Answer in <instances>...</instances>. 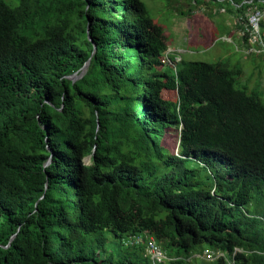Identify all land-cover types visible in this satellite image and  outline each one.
Here are the masks:
<instances>
[{"label": "trees", "instance_id": "obj_1", "mask_svg": "<svg viewBox=\"0 0 264 264\" xmlns=\"http://www.w3.org/2000/svg\"><path fill=\"white\" fill-rule=\"evenodd\" d=\"M168 49L143 0H0V264H264V102Z\"/></svg>", "mask_w": 264, "mask_h": 264}, {"label": "rangeland", "instance_id": "obj_2", "mask_svg": "<svg viewBox=\"0 0 264 264\" xmlns=\"http://www.w3.org/2000/svg\"><path fill=\"white\" fill-rule=\"evenodd\" d=\"M143 1L151 17L163 27L168 37L167 56L174 54L177 62L184 59L241 70L240 87L264 102V15L259 25L252 22L260 10L253 7L249 13L237 11L231 1L216 4L209 0L200 10L192 8L190 0ZM260 9L263 13L264 8ZM192 10V17L184 15ZM245 32L249 37L244 38ZM260 32L262 38L257 42L255 37H259ZM165 95L169 99L176 97L172 91H165ZM169 146L174 148L172 143ZM128 239L131 237L123 240L126 242ZM123 240L113 239L109 244L110 253L116 255ZM194 261L195 264H216L200 255H196Z\"/></svg>", "mask_w": 264, "mask_h": 264}, {"label": "built area", "instance_id": "obj_3", "mask_svg": "<svg viewBox=\"0 0 264 264\" xmlns=\"http://www.w3.org/2000/svg\"><path fill=\"white\" fill-rule=\"evenodd\" d=\"M263 15H264V12L262 13L261 11H259L255 16H253L252 22L259 25V23L262 20ZM255 38H256V41L259 42V40L261 39V32H260V36L255 37ZM144 240H145L144 237L131 238V239H128L124 243L126 245H135L136 243H141ZM146 240H147V252L150 255L154 263L162 264L165 260H167L166 254L163 252V250L157 245V243L153 239L146 238ZM208 257L210 259H213L212 256H208Z\"/></svg>", "mask_w": 264, "mask_h": 264}, {"label": "water", "instance_id": "obj_4", "mask_svg": "<svg viewBox=\"0 0 264 264\" xmlns=\"http://www.w3.org/2000/svg\"><path fill=\"white\" fill-rule=\"evenodd\" d=\"M88 33H89V30H88ZM89 40H90L91 42H93L90 36H89ZM95 50H96V45H95ZM90 63H91V59L85 64V66H84L79 72H76L75 74H73V75L70 76L69 78H70L71 80H73V81H77V80L83 78V77L85 76V74L87 73V71H88V68H89V66H90ZM49 164H50V161L46 164V166H48ZM42 199H44V196L40 199V201H41ZM16 236H17V235H14L11 241H13L14 238H16Z\"/></svg>", "mask_w": 264, "mask_h": 264}]
</instances>
